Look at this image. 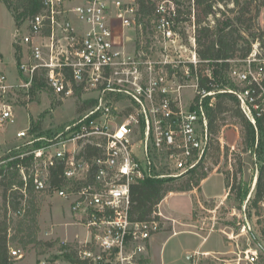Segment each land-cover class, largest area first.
<instances>
[{"label": "built area", "instance_id": "built-area-1", "mask_svg": "<svg viewBox=\"0 0 264 264\" xmlns=\"http://www.w3.org/2000/svg\"><path fill=\"white\" fill-rule=\"evenodd\" d=\"M152 1L153 14L142 22L137 0H44L42 12L26 22L28 33L16 38L22 83L11 85L0 70V129L16 123L9 96L30 91L37 76L46 79L60 100L87 96L94 101L66 136L20 155L32 161L29 170L21 169L24 182L31 180L41 197L57 196L70 203L72 213L80 216L89 239L77 256L89 264H146L143 255L152 237L176 224L160 206L152 220L133 222L131 189L149 178L182 177L203 161L212 145L207 100L212 99L211 107L218 94L229 92L252 124L264 115V60L258 58V46L245 59L228 61V78L240 89H224L215 77L219 65L199 56L195 0L185 22L179 12L183 0ZM150 23L152 36L145 34ZM126 30L142 32L130 36ZM258 61L263 62L258 66ZM205 79L207 87L202 86ZM188 92L193 93L190 100ZM30 130L21 129L17 138H29ZM217 140L221 144L223 139ZM59 179L62 184H55ZM22 192L27 197L26 190ZM197 201L215 219L219 205L207 208ZM244 209L238 215L246 218ZM23 212L25 204L14 215ZM241 232L247 235L245 224ZM11 253L22 258L20 250ZM229 253L195 252L190 260H259L251 246L233 251L232 257H218Z\"/></svg>", "mask_w": 264, "mask_h": 264}, {"label": "rangeland", "instance_id": "rangeland-1", "mask_svg": "<svg viewBox=\"0 0 264 264\" xmlns=\"http://www.w3.org/2000/svg\"><path fill=\"white\" fill-rule=\"evenodd\" d=\"M122 1L134 2L135 0ZM254 18V32L262 36L264 34V0H257L254 7ZM118 31L120 32L119 27ZM180 31L183 32L184 30L180 29ZM126 32L130 36H138L142 31L126 30ZM26 33H28L26 23L21 29H18L8 7L1 2L0 70L7 74L11 85L22 83L17 66L15 44L17 36H23ZM145 34L148 36L153 35L152 23L148 25ZM258 41L254 42L255 46H258ZM261 62L263 61L257 62L258 66ZM224 80L236 85L229 78H224ZM217 83L224 89L233 88L230 85H228V88L223 87L221 78L217 80ZM186 97L187 100H190V97H193V93L188 92ZM87 100V96L60 100L49 86L43 90L19 91L11 94L9 103L14 109L16 123L6 124L0 129V159L10 154L13 150L26 154L30 149L34 148L36 139L41 142V139L44 138V142H48L56 137L66 136L68 128L86 114L87 111H85L84 105ZM211 102L212 99L207 100L208 104ZM222 124L219 134L211 138L214 140L213 144L218 138L223 139L221 147L224 149V154L228 155V158L222 156L218 165H215L210 159L207 163L208 177L201 184V195L204 199L210 196L217 198L208 199V201L201 200L203 204L206 203L207 208L219 205L215 219L212 214L203 211L199 207L196 200L198 195L192 193V197L188 193L189 191L169 194L160 204V212L165 217H171L177 222L174 226L167 225L163 231L152 237L149 250L143 255L146 264H155L160 262L161 258L166 264H187L189 255L187 252H190V254L194 251H215L213 253L220 254L232 253L239 249H248L250 246L258 251L259 260L255 264H264V209L258 210L253 205L254 188L259 166H257L254 154L245 149L246 146L241 138V126L236 118H233L231 114H225ZM29 127L35 130L34 133H30L31 135L27 139L19 140L17 132ZM222 133H224V137ZM232 147H235V149H232ZM241 163L242 172H238ZM234 183L236 187L232 189ZM238 186L241 187L240 196ZM228 188L231 192H229ZM227 190L230 194L226 199H223L222 197L226 196ZM247 192L250 195L247 201L244 202L241 196ZM252 192L253 196H251ZM37 196L41 209L38 219V237L43 242H55L57 240L60 242L55 248L43 250L41 255H39L37 249H33V245L28 250H21L22 258L11 254L12 264H70L66 261L63 252L60 251V245L69 244L73 250L78 251L83 246L82 244H85L89 239V233L80 224V216L72 213L70 203L57 196L47 195L41 197V193H37ZM22 206L24 208V203ZM243 208L247 212L246 218L243 213H241L242 217L238 215L239 211H243ZM14 212L9 209L8 216L9 220H12V233L22 217V215H14ZM0 214H2L1 193ZM214 224L215 230L212 231ZM244 224L247 226V235L241 232ZM174 232L179 234L174 235ZM197 233L207 237L206 242H203V237ZM230 238H234V240ZM237 245H239V249ZM231 253L227 256L221 255L218 257L229 258L233 256ZM199 258L201 259V264H220L212 256H199Z\"/></svg>", "mask_w": 264, "mask_h": 264}, {"label": "trees", "instance_id": "trees-1", "mask_svg": "<svg viewBox=\"0 0 264 264\" xmlns=\"http://www.w3.org/2000/svg\"><path fill=\"white\" fill-rule=\"evenodd\" d=\"M43 1L0 0V3L3 2L8 7L14 18L16 27L20 29L28 20L42 12ZM137 2L140 8V20L143 22L145 18L153 14L155 3L152 0H137ZM191 2L192 0H183L180 4L181 9L179 12L183 14L184 22L192 14L193 6ZM256 3L257 0H195V23L197 27L199 56L202 60L216 62L219 65V70H215V77L217 80L221 78L223 87L230 85L235 89H240L239 85H233L224 80V78L228 79L231 65L228 61L232 59L241 60L248 57L254 50L255 41L259 40L258 49L260 53L258 54V58L264 60V34L260 36L257 32H254V7ZM180 27L183 31L184 27ZM184 32L185 30L182 33ZM15 47L18 64L21 59L18 55L20 47L17 44H15ZM207 84V79L202 81L203 87H207ZM45 88H47L46 79L37 76L33 82L31 91L43 90ZM93 104L94 101L92 100L86 101L84 109L92 107ZM207 114L209 131L212 136L219 134L225 114H231L241 126V138L243 144L246 146L245 149L254 154L257 166H259L254 188L253 205L258 210L264 209V115L257 120L256 125L252 124L243 113L239 99L235 94L229 92L218 94L213 106L209 107L207 103ZM34 131V129H31L30 133L32 134ZM34 142L36 145L30 150L39 148L47 141L44 142V138H42L41 142L37 139ZM211 143L212 151L210 154L207 153L203 161L190 173L179 178H149L133 184L131 189L130 219L133 222L150 221L153 219L154 212L159 209L160 204L169 194L192 191L199 188L208 177L207 163L210 159L211 162L213 161L215 165H218L222 156L228 158V155L224 154V149H222L219 140H215V144H213L214 140L212 138ZM21 153L20 151L13 150L10 154L0 159L2 205V214H0V264H12V251L28 250L33 245V249H37L39 255H41L43 250L55 248L60 242L59 240L55 242H43L38 237V219L41 212L39 198L32 181L29 180L26 184L21 174L23 167L29 170L32 161L29 157L21 158ZM241 167L242 163L238 172H242ZM54 183L61 185L62 180H54ZM235 187L236 184L234 183L232 189ZM237 188L240 196L241 187L238 186ZM24 189L26 190L27 197L22 192ZM249 195V192L242 194L241 197L244 202L247 201ZM251 196H253V192ZM23 203L25 204V212L12 233V220H9L8 216L9 209L18 211L23 207ZM245 213H247L246 210ZM60 251L63 252L66 261L70 264H89L88 262L80 261L77 256V250H73L69 244L60 245Z\"/></svg>", "mask_w": 264, "mask_h": 264}, {"label": "crops", "instance_id": "crops-1", "mask_svg": "<svg viewBox=\"0 0 264 264\" xmlns=\"http://www.w3.org/2000/svg\"><path fill=\"white\" fill-rule=\"evenodd\" d=\"M206 180V179H205ZM204 182V181H203ZM201 186L199 187V188H197V189H195V190H193V191H189L188 193L192 196V193H194L195 195H198V198H200L201 200H204V201H208V199H217V198H213V196H210V197H208V198H203L202 197V195H201ZM193 197V196H192ZM222 198H224V197H222ZM218 199H220V198H218ZM197 200V199H196ZM193 206H194V204H193ZM194 208V207H193ZM193 214V213H192ZM168 218H171V217H168ZM171 219H173V218H171ZM181 233V232H180ZM177 234H179L178 232H177ZM174 235H176V234H174ZM203 242H206V241H203ZM151 250H152V245H151ZM195 252H197V251H194L193 253H195ZM213 252H215V251H205L204 253H213ZM193 253H191L190 254V252H187V254H189L188 255V262H187V264H192L191 262V258H190V255H192ZM155 264H166V263H164V261L162 260V258H161V261L160 262H156Z\"/></svg>", "mask_w": 264, "mask_h": 264}, {"label": "bare ground", "instance_id": "bare-ground-1", "mask_svg": "<svg viewBox=\"0 0 264 264\" xmlns=\"http://www.w3.org/2000/svg\"><path fill=\"white\" fill-rule=\"evenodd\" d=\"M244 233V232H243Z\"/></svg>", "mask_w": 264, "mask_h": 264}]
</instances>
